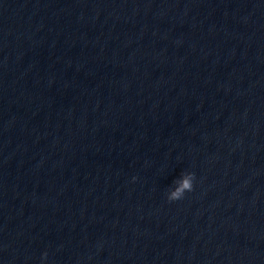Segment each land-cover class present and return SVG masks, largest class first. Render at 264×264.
<instances>
[{
  "label": "clouds",
  "instance_id": "1",
  "mask_svg": "<svg viewBox=\"0 0 264 264\" xmlns=\"http://www.w3.org/2000/svg\"><path fill=\"white\" fill-rule=\"evenodd\" d=\"M136 177H133L135 181ZM195 174L192 172L182 173L180 178L174 181L175 187L167 193V200L169 202L178 201L184 198L186 192L193 191ZM47 252L42 254V260L47 259Z\"/></svg>",
  "mask_w": 264,
  "mask_h": 264
}]
</instances>
